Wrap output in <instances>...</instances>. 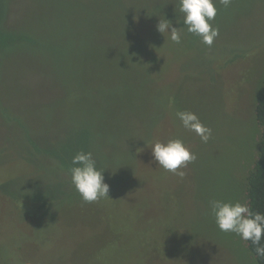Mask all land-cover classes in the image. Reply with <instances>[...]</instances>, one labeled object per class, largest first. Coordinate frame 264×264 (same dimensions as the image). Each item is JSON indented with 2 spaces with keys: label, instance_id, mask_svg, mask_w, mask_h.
<instances>
[{
  "label": "rangeland",
  "instance_id": "obj_1",
  "mask_svg": "<svg viewBox=\"0 0 264 264\" xmlns=\"http://www.w3.org/2000/svg\"><path fill=\"white\" fill-rule=\"evenodd\" d=\"M179 7L0 0V264H257L209 201L246 202L262 133L264 0L217 5L211 46ZM160 19L180 28L179 44ZM183 110L212 129L207 143L182 126ZM173 138L197 156L182 178L148 146ZM80 151L110 197L88 203L76 191Z\"/></svg>",
  "mask_w": 264,
  "mask_h": 264
},
{
  "label": "clouds",
  "instance_id": "obj_2",
  "mask_svg": "<svg viewBox=\"0 0 264 264\" xmlns=\"http://www.w3.org/2000/svg\"><path fill=\"white\" fill-rule=\"evenodd\" d=\"M232 2L233 0H179L183 24L188 32L201 37L204 44L211 46L219 35V28L212 23L217 15V5L227 9ZM157 30L166 39L177 44L181 42L180 28L173 26L171 20L160 19ZM166 33L169 35L166 36ZM176 116L182 126L199 136L203 143H207L212 137V129L205 125L195 112L177 111ZM148 146L151 147L158 167L181 178L185 175L182 169L197 159L196 154L181 138L169 139L166 142L156 141ZM70 172L71 182L85 202L91 203L110 197V185L105 180L104 171L97 167L92 152L76 153L72 158ZM209 209L220 231L235 233L244 241H250L255 246L256 256L264 258V213L253 211L247 202L239 200L212 199L209 201Z\"/></svg>",
  "mask_w": 264,
  "mask_h": 264
},
{
  "label": "trees",
  "instance_id": "obj_3",
  "mask_svg": "<svg viewBox=\"0 0 264 264\" xmlns=\"http://www.w3.org/2000/svg\"><path fill=\"white\" fill-rule=\"evenodd\" d=\"M255 115L262 126V133L257 147V157L252 168L242 180V188L244 198L253 211L264 213V81L256 93ZM246 244L257 264H264V258L256 256L255 246L250 241H246Z\"/></svg>",
  "mask_w": 264,
  "mask_h": 264
}]
</instances>
